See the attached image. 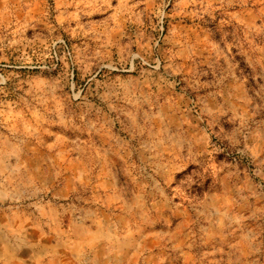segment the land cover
Wrapping results in <instances>:
<instances>
[{
    "label": "rangeland",
    "instance_id": "rangeland-1",
    "mask_svg": "<svg viewBox=\"0 0 264 264\" xmlns=\"http://www.w3.org/2000/svg\"><path fill=\"white\" fill-rule=\"evenodd\" d=\"M0 264H264V0H0Z\"/></svg>",
    "mask_w": 264,
    "mask_h": 264
}]
</instances>
